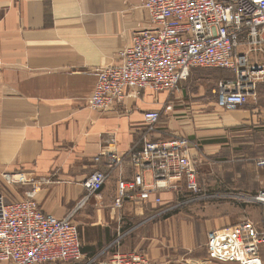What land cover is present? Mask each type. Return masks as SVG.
I'll return each instance as SVG.
<instances>
[{"label":"crops","instance_id":"1","mask_svg":"<svg viewBox=\"0 0 264 264\" xmlns=\"http://www.w3.org/2000/svg\"><path fill=\"white\" fill-rule=\"evenodd\" d=\"M150 26L144 0H0V195L13 201L16 190L48 181L36 201L44 214L64 218L99 168L95 158L124 156L123 168L74 219L85 258L108 259L122 234L124 253L145 251L156 264H200L209 260L211 233L262 221L260 206L233 198L264 190V81L236 110L218 106L214 89L232 74L215 69L194 70L171 112L164 113L168 96L150 91L111 111L91 109L98 70L119 65L134 34ZM152 110L163 112L152 138L184 137L196 148L201 194L168 191L162 206L127 201L118 210L117 183L134 174L130 154L141 148L144 115ZM145 178L152 185L150 172ZM170 208L176 210L165 215Z\"/></svg>","mask_w":264,"mask_h":264},{"label":"built area","instance_id":"2","mask_svg":"<svg viewBox=\"0 0 264 264\" xmlns=\"http://www.w3.org/2000/svg\"><path fill=\"white\" fill-rule=\"evenodd\" d=\"M144 7L151 26L134 34L131 45L120 53L119 65L98 70L88 101L91 109L111 111L128 96L150 91L166 94L164 113L171 112L182 84L194 70L216 69L233 75L214 89L218 106L236 110L248 102L256 83L264 81V0H144ZM243 46L245 53L240 52ZM162 115L156 110L144 115L148 133L141 148L130 154L134 174L117 183L118 210L127 201L162 206L161 195L168 191L201 193L200 161L191 142L184 137H151ZM103 157L107 155L95 158L99 168L85 181L83 198L64 218L44 214L36 201L48 181H33L21 200L9 201L0 195V264H78L83 260L86 264H156L145 253H124L120 242L110 246L108 259L84 256L74 219L126 161L124 156ZM258 166L264 167V159ZM145 172L153 177L150 186ZM9 181L28 183L23 178ZM241 197L262 208V221L256 225L246 220L211 233L209 260L200 264H264V190Z\"/></svg>","mask_w":264,"mask_h":264},{"label":"rangeland","instance_id":"3","mask_svg":"<svg viewBox=\"0 0 264 264\" xmlns=\"http://www.w3.org/2000/svg\"><path fill=\"white\" fill-rule=\"evenodd\" d=\"M197 71H201V70H204V69H196ZM216 70V69H215ZM216 71H218V70H216ZM231 77H233V75H231ZM188 83L190 82V80L189 81H187ZM187 82H185L184 83V85L187 83ZM184 85L183 86H181V88H180V91L183 89V87H184ZM31 187V186H30ZM25 187H22V189L20 190V191H18V190H16V192L15 193H12V194H10L9 195V199L10 200H19V199H23V197H24V195H23V193L25 192V189H24ZM29 190V189H28ZM201 193H199V194H195V193H193V192H188L187 191V195H189L190 196V198H193V197H195V195H200ZM22 197V198H21ZM234 199V201H236L237 203L238 202H240V204H242V205H247V206H250V207H255V208H258V210L260 211V208L258 207L259 205H256V204H252V203H249V202H247V199H245V198H242L241 196H238V195H235V197L233 198ZM188 206V205H187ZM186 207V206H185ZM174 210H176V209H172V208H170L168 211H165L164 212V214L165 215H167V214H170V213H172ZM255 214L256 213H253V214H251L250 215V219H255ZM164 215V216H165ZM163 216V215H162ZM161 216V217H162ZM257 216V215H256ZM253 217V218H252ZM124 236L121 234L120 236H116L115 237V241L114 242H120V244H121V242H122V238H123ZM209 238H210V236H208ZM140 252H142V253H145V254H147V255H149L147 252H145V251H140ZM110 256V255H109ZM150 256V255H149ZM151 258V257H150ZM86 261L87 260H83V262H81V263H78V264H86ZM155 262V261H154Z\"/></svg>","mask_w":264,"mask_h":264}]
</instances>
